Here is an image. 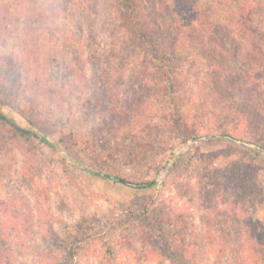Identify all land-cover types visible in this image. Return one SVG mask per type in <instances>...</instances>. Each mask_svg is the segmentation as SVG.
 Wrapping results in <instances>:
<instances>
[{"label":"rangeland","instance_id":"obj_1","mask_svg":"<svg viewBox=\"0 0 264 264\" xmlns=\"http://www.w3.org/2000/svg\"><path fill=\"white\" fill-rule=\"evenodd\" d=\"M186 1L158 3L165 17L194 4L227 33L239 29L236 0ZM119 26L113 0H0V111L54 143L22 136L0 120V228H12V264H159L145 232L155 212L167 223L187 224L185 249L196 255L191 264H239L242 225L232 212L217 217L207 207L209 194L224 210L235 207L239 187L230 176L243 162L254 177L249 195L260 189L254 213L264 225V149L258 140L242 139L246 128L226 111L245 89L233 83L227 90L231 68L220 58L211 65L210 41L186 27L172 94L160 88L166 78L159 73L152 77L158 88L139 83L137 91L133 68L140 49L122 44ZM132 89L149 106L140 116L146 120L133 122L139 134L112 120ZM148 120L152 125L145 127ZM222 127L234 138L213 136ZM106 174L154 183L137 187ZM229 233L234 244L218 261L215 249ZM156 236L160 242L163 236ZM256 243L255 261L264 250ZM253 264H264V256Z\"/></svg>","mask_w":264,"mask_h":264},{"label":"trees","instance_id":"obj_2","mask_svg":"<svg viewBox=\"0 0 264 264\" xmlns=\"http://www.w3.org/2000/svg\"><path fill=\"white\" fill-rule=\"evenodd\" d=\"M236 1L241 8L238 15L239 29L236 28L232 33H227L224 30L225 25L217 22L210 12H202L200 7L198 8L194 4V6L192 5L189 8H178L166 17L161 12V8H159L158 0H113V4L115 13L120 21L119 30L124 40L122 44L128 43L134 48L140 49V53L136 57L137 64L133 68L136 74L133 80V87L137 91L139 90V83L141 84L140 88L146 90L158 88L155 82L152 83V77L157 73L162 74L166 78L164 86L162 85L160 88L164 89L167 95L175 89L176 78L180 75L178 68L181 66L182 61L178 58V45L183 39L182 34L186 27H191L192 31L190 32L194 33L195 38L200 36L205 40V43L207 39L210 41L211 50L208 49L210 64L216 63L217 58H220L222 62L227 63L228 67L231 68L229 74L228 71L225 72V81L230 82L227 90L233 83H237L245 89V93L244 91L242 93L241 101L237 102L235 108L227 107L226 111L227 114L235 118L238 127L243 125L246 128L247 132L241 138L250 142L258 140L259 146L264 149V0ZM176 4L177 1L173 4L171 10ZM196 11L197 14L195 13ZM187 20H190V22L188 23ZM166 21L169 23H166ZM215 55L217 56L215 57ZM233 66L239 67L235 75L232 74L234 73ZM101 69L103 70V66H101ZM110 70L108 68L105 71ZM215 70L218 72L222 71L217 67H215ZM213 71L210 68V72ZM135 89H132L133 95L131 97L127 96V99L121 102V109L118 106V110L112 111L113 117L116 118L112 120L114 122L118 121V123L122 121L125 124L124 126L130 130H136V134H139L133 122L136 121V124L140 123L139 118L144 119L145 111L149 106L141 105V96L136 93ZM162 89L160 90L162 91ZM141 115L144 117H140ZM0 120L10 124L15 132L22 136H39L37 132L17 125L1 111ZM180 120L179 118V124L181 125ZM149 121L141 122L144 123L145 127L146 124L149 127L152 125H148ZM213 136L225 139L234 138L232 137L234 134L229 127H222ZM39 137L49 147H54V143L49 139ZM245 167L246 165L243 162L237 164V166L233 167V173L230 176L232 182L239 187V190L234 189L237 201L235 207L231 209L232 211L228 208L224 210L222 204L218 201L212 202L210 200L212 194H209L207 208L209 213L215 214L217 217H225L232 212V219H235L240 226L242 225L239 242L237 243L236 254L238 257H236V260H238L239 264H253V262L261 261L264 256V250L262 249L256 255L258 260L252 259L253 252L256 251L254 248L255 242L261 248H264V225L258 223L254 213L256 211L255 199L259 195L260 189L256 192L257 188H255L256 193L249 195L251 188L249 182L254 177L248 175V172L244 170ZM219 170L224 171V169ZM106 176L114 179L115 182L118 181L114 176L109 174H106ZM177 219L179 221L176 224L167 223L164 214L155 212L152 218L153 221L148 223L149 231L144 227V230H147L145 231L146 235L149 236L150 241L148 242L153 247L152 258L158 260L159 264H166V262L170 264H191L192 259L196 260V255L190 256L185 249L188 243L185 242L183 235H185L184 228H186L187 224L183 225L180 219ZM226 222L229 221H224L222 224L225 225ZM249 224H253L256 227L255 234L252 231L255 227L252 228ZM10 228L6 223L5 226L2 225L0 228V264H12L14 238L10 232L12 228ZM210 231H213V229ZM156 234L163 236L158 239L160 242L153 240L157 238ZM152 235H155V237ZM229 235L231 237L228 241L222 242L221 249H215L218 254L215 255L218 261L225 259L223 252L225 248L232 247L234 244V239H232L234 234L229 233ZM50 236L56 238L55 241L58 242V236L54 232L50 233ZM18 240L17 244H20ZM67 253L72 254V250L67 249Z\"/></svg>","mask_w":264,"mask_h":264},{"label":"water","instance_id":"obj_3","mask_svg":"<svg viewBox=\"0 0 264 264\" xmlns=\"http://www.w3.org/2000/svg\"><path fill=\"white\" fill-rule=\"evenodd\" d=\"M115 179L118 180V181H120V182H123L125 184H129V185H133V186H137V187L150 186L151 184L154 183V181H151V182H148V183L135 184V183H132L130 181H127V180L122 179V178H119V177H115Z\"/></svg>","mask_w":264,"mask_h":264}]
</instances>
